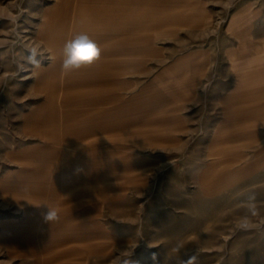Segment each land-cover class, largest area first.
<instances>
[{
	"label": "rangeland",
	"instance_id": "rangeland-1",
	"mask_svg": "<svg viewBox=\"0 0 264 264\" xmlns=\"http://www.w3.org/2000/svg\"><path fill=\"white\" fill-rule=\"evenodd\" d=\"M198 1L0 0V264H264V52Z\"/></svg>",
	"mask_w": 264,
	"mask_h": 264
},
{
	"label": "clouds",
	"instance_id": "clouds-1",
	"mask_svg": "<svg viewBox=\"0 0 264 264\" xmlns=\"http://www.w3.org/2000/svg\"><path fill=\"white\" fill-rule=\"evenodd\" d=\"M101 51V48L89 34L83 32L78 33L63 44L62 67L65 71L71 72L72 70L89 66L100 58ZM60 219V214L51 207H49V210L44 215V220L50 225L58 223ZM181 248L182 246L177 243L173 251L179 253ZM127 251L128 248L122 251V254ZM193 259L194 257H191L188 261H184L183 264H192Z\"/></svg>",
	"mask_w": 264,
	"mask_h": 264
},
{
	"label": "crops",
	"instance_id": "crops-1",
	"mask_svg": "<svg viewBox=\"0 0 264 264\" xmlns=\"http://www.w3.org/2000/svg\"><path fill=\"white\" fill-rule=\"evenodd\" d=\"M200 11L206 10L204 0L198 1ZM239 27L236 35L245 51L264 52V0L239 2ZM261 67H264V54ZM258 65V64H256ZM256 67V66H255Z\"/></svg>",
	"mask_w": 264,
	"mask_h": 264
}]
</instances>
